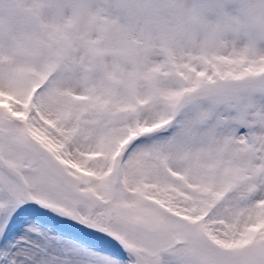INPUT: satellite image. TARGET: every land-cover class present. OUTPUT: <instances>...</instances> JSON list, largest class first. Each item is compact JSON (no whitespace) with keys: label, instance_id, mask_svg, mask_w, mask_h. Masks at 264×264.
Masks as SVG:
<instances>
[{"label":"snow or ice","instance_id":"6c2138e0","mask_svg":"<svg viewBox=\"0 0 264 264\" xmlns=\"http://www.w3.org/2000/svg\"><path fill=\"white\" fill-rule=\"evenodd\" d=\"M0 264H264V0H0Z\"/></svg>","mask_w":264,"mask_h":264}]
</instances>
